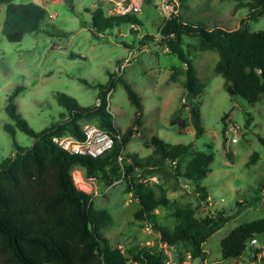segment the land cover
<instances>
[{"label":"rangeland","instance_id":"obj_1","mask_svg":"<svg viewBox=\"0 0 264 264\" xmlns=\"http://www.w3.org/2000/svg\"><path fill=\"white\" fill-rule=\"evenodd\" d=\"M15 2L40 3L48 13L40 31L12 43L2 33L5 9L0 6V160L14 154L15 141L21 147L33 144V138L21 129L16 128L13 138L4 128L6 123L15 126L5 108L16 87H23L15 99L19 113L38 132L56 122L64 112L57 94L65 93L83 107L94 105L98 84L107 83L110 74L116 73L140 95L144 106L141 124L134 127L125 152L149 156L152 149L145 142L157 135L167 143L191 145L196 151L214 154L211 172L201 181L209 192L210 202L197 208V216L219 209L234 217L203 244L206 251L203 257L188 259L186 264H264L254 260L252 253L244 254L239 260H223L220 246V241L234 228L264 218V146L260 142L264 138V100L251 104L231 96L224 88V78L214 70L219 53L200 50L198 38L184 37L183 48L204 85L199 96L188 100L184 73L177 74L175 80L171 78L173 66H181V59L159 44L165 18L156 1L149 2L135 15L140 25L125 24L99 36L92 34V11L103 0ZM180 6L184 22L210 29L216 26L237 29L249 14L248 9L235 11V2L227 0H187V8ZM247 24L252 31H264V15ZM146 35L154 39L142 41ZM131 49L134 56H130ZM109 96L115 124L122 131L134 126L136 108L122 83L118 82ZM194 106L201 112L204 128L199 137L191 121L190 110ZM229 112L230 117L223 122V116ZM254 152L259 154V160L247 166ZM72 175L75 183L80 178L90 187L84 190L76 183L79 189L93 194L94 209L110 212L112 221L101 229V234L111 245L120 247L129 257L136 246L154 245L163 249L169 264H180L176 248L162 244L159 233L152 227L145 230L134 219L139 203L127 192L123 179L109 186L100 172L87 177L81 166L73 169ZM149 178L158 193L157 185L167 191L171 201L197 205L198 195L192 182L172 176ZM256 198L257 203L239 210V202ZM173 211L172 207L159 211L160 224L169 229L175 224ZM257 241L264 250V235Z\"/></svg>","mask_w":264,"mask_h":264},{"label":"trees","instance_id":"obj_2","mask_svg":"<svg viewBox=\"0 0 264 264\" xmlns=\"http://www.w3.org/2000/svg\"><path fill=\"white\" fill-rule=\"evenodd\" d=\"M178 1L187 8V0ZM227 1L235 2V11L249 10L239 28L229 30L216 26L210 29L189 24L181 17L180 6L179 13L161 26L159 44L167 45L170 52L181 59V66H173L171 78L175 80L177 74L184 73L188 100L199 96L204 85L183 48L184 37L198 38L200 50L219 53L214 70L224 78V88L231 96L251 104L261 102L264 100V31L250 30L247 22L264 15V0ZM0 6L5 9L2 33L12 43L21 42L28 33L40 31L48 13L43 4L36 2L17 4L15 0H0ZM104 6L99 2L92 11L93 35L99 36L125 24L140 25L135 15H107ZM153 39L146 35L142 41ZM118 82L122 83L136 108L134 126L126 131L115 124L109 108V94ZM98 87L99 105L96 102L83 107L69 95L57 94L64 112L56 122L38 132L30 127L15 103L23 87H16L10 95L5 111L15 126L6 123L4 128L13 138L16 128L21 129L33 138V144L21 147L15 141L14 154L0 160V264H169L163 249L154 245L136 246L129 257L120 247L109 243L101 229L109 225L112 216L106 209H94L93 194L77 187L72 175L77 166L85 170L87 177L100 172L109 186L123 179L127 192L139 203L134 219L140 227L150 225L159 233L162 244L176 248L180 264L187 258L203 257L206 254L203 244L233 219L234 215L219 209L203 217L197 216V208L210 202L209 192L201 181L211 172L212 152L196 151L191 145L167 143L157 135L145 142V146L152 149L149 156L125 152L134 127L142 121V98L116 73L110 74L108 82L99 83ZM190 113L199 137L204 133L201 112L194 106ZM230 115L231 112L224 115L223 122ZM86 123L96 124L113 137V147L105 154L96 158L73 154L53 141L54 137L63 136L83 140ZM226 132L225 127L224 136ZM260 142L264 146V138H260ZM258 160L259 154L254 152L247 166ZM154 175L192 182L198 195L197 205H179L157 185L158 193L149 178ZM257 201L256 198L237 205L241 210ZM171 207L175 224L169 229L160 224L159 211ZM261 235H264V218L234 228L220 241L222 259H237L249 251L257 258L263 249L250 245V241Z\"/></svg>","mask_w":264,"mask_h":264},{"label":"built area","instance_id":"obj_3","mask_svg":"<svg viewBox=\"0 0 264 264\" xmlns=\"http://www.w3.org/2000/svg\"><path fill=\"white\" fill-rule=\"evenodd\" d=\"M151 1H156L160 13L165 18L164 24L174 15L179 13L180 4L177 0H103L105 2V12L107 15H136L142 12L143 7ZM169 50L168 46H164ZM134 51L130 50V56H134ZM128 59L126 60V62ZM100 104V100H97ZM84 139L78 140L71 136L54 137L53 141L64 150L80 155H87L93 158L105 154L113 147V137L106 131L102 130L96 124L86 123L83 127ZM236 139H233L235 142ZM121 159V157L119 158ZM145 230L150 231L151 226L146 225ZM250 245L258 247L257 239L250 241ZM170 263V262H169Z\"/></svg>","mask_w":264,"mask_h":264},{"label":"crops","instance_id":"obj_4","mask_svg":"<svg viewBox=\"0 0 264 264\" xmlns=\"http://www.w3.org/2000/svg\"><path fill=\"white\" fill-rule=\"evenodd\" d=\"M204 248V247H203ZM257 248H263V247H261L259 244H258V247ZM205 250V249H204ZM206 252V251H205ZM249 253H251L250 251H249ZM253 253L251 254V257L254 259V260H256V261H258V262H264V250H262V252L257 256V258H254L253 257ZM241 258V257H240ZM240 258H237L238 260L240 259ZM189 258H187L186 260H185V262H184V264H186L188 261Z\"/></svg>","mask_w":264,"mask_h":264},{"label":"bare ground","instance_id":"obj_5","mask_svg":"<svg viewBox=\"0 0 264 264\" xmlns=\"http://www.w3.org/2000/svg\"><path fill=\"white\" fill-rule=\"evenodd\" d=\"M76 183H77V185H78L79 187H81V188L84 189V190H89V189H90V187H89L86 183H84V182L82 181V179H80V178L76 181Z\"/></svg>","mask_w":264,"mask_h":264}]
</instances>
